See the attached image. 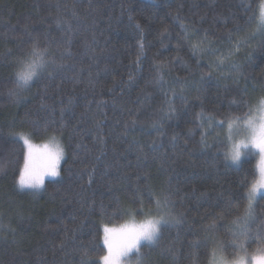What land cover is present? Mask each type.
Wrapping results in <instances>:
<instances>
[{"label": "trees", "instance_id": "1", "mask_svg": "<svg viewBox=\"0 0 264 264\" xmlns=\"http://www.w3.org/2000/svg\"><path fill=\"white\" fill-rule=\"evenodd\" d=\"M261 1L0 0V264H100L104 226L169 207L180 223L139 264L235 258L217 245L256 158L225 162L224 124L264 100ZM30 64L37 75L12 94ZM21 136L64 146L38 190L18 184Z\"/></svg>", "mask_w": 264, "mask_h": 264}, {"label": "snow or ice", "instance_id": "2", "mask_svg": "<svg viewBox=\"0 0 264 264\" xmlns=\"http://www.w3.org/2000/svg\"><path fill=\"white\" fill-rule=\"evenodd\" d=\"M35 50L34 46L33 52ZM27 67L30 70L16 74V91L12 94L18 95L20 91L30 86L33 77L37 75L33 65ZM237 122L241 124L243 138L232 143L230 152L224 156L225 162L230 161L232 165L239 167L242 157L258 156L255 165L258 176L251 182L247 175L241 177V184L247 189L244 193L246 206L243 214L231 222L234 227L228 228L232 238L219 242L217 246L221 251L226 245L232 246L235 258L225 261V264H264V217H258L256 213L259 200L264 199V116L260 122L250 115L247 118L238 117ZM228 127L231 130L233 123L229 122ZM20 138L26 148V154L19 173V186L36 189L44 184L46 177H57L58 166L64 157L63 147L58 143L36 146L26 136ZM229 139H232L231 135ZM163 203L165 207L171 205L167 196L164 197ZM160 204L161 201L157 200L158 207ZM178 223L179 218L172 215L169 207V210L159 218H146L139 223H125L118 228L104 226L102 237L104 254L100 256V264H129L133 255L139 260L142 246L155 245L163 229ZM252 242L256 243V248L249 252V245Z\"/></svg>", "mask_w": 264, "mask_h": 264}, {"label": "rangeland", "instance_id": "3", "mask_svg": "<svg viewBox=\"0 0 264 264\" xmlns=\"http://www.w3.org/2000/svg\"><path fill=\"white\" fill-rule=\"evenodd\" d=\"M259 15H260L261 23L264 26V0H262L261 3H260V6H259ZM262 102H264V100L260 101L256 105H254L253 108H252V110H251V112H250V114H249L250 116L254 117L257 122H260L261 117L264 116V104H262ZM246 118H247V116H246ZM230 122L233 123V128L231 130L228 127V123L229 122H227V123L224 124L225 136H226V139H227V151H226V153H229L230 152L231 147H232V143L234 141L243 138V130H242L241 124L239 122H236L235 120L230 121ZM230 135H231V138H232L231 140L229 139V136ZM56 143H58L64 149V146L59 141H57V140L56 141L48 142L46 144L51 145V144H56ZM39 146H43V145L39 144ZM25 154H26V151H25ZM64 156H65V152H64ZM255 158H256V162H257L258 156L255 157ZM63 159H64V157H63ZM63 159L60 161V164L58 166V171H59V167H60ZM23 163H24V160H23ZM22 167H23V165H22ZM257 176H258V173H257ZM54 178L55 177H50L49 176V177H46L45 178V181L51 180V179H54ZM41 187L36 188L34 190H38ZM29 189H32V188H29ZM131 223H133V222H131ZM120 225H122V224H120ZM120 225H118L117 227L115 226V227L118 228ZM129 264H139V261H138V259L136 258L135 255L132 256ZM213 264H225V261L222 260V259H217V261L216 262L214 261Z\"/></svg>", "mask_w": 264, "mask_h": 264}]
</instances>
